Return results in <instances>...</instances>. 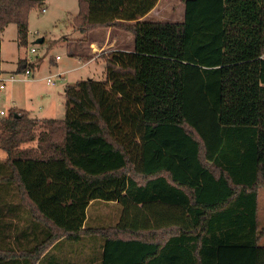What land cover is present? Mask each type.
Masks as SVG:
<instances>
[{
    "label": "trees",
    "instance_id": "obj_1",
    "mask_svg": "<svg viewBox=\"0 0 264 264\" xmlns=\"http://www.w3.org/2000/svg\"><path fill=\"white\" fill-rule=\"evenodd\" d=\"M44 1L0 0V34L15 23L26 42ZM158 1L80 0L78 31L131 32L135 49L67 85L63 119L0 117V264H44L60 238L62 264H264V0H182V22L141 20ZM42 170L65 202L55 217L31 190ZM101 201L118 209L108 226Z\"/></svg>",
    "mask_w": 264,
    "mask_h": 264
},
{
    "label": "rangeland",
    "instance_id": "obj_2",
    "mask_svg": "<svg viewBox=\"0 0 264 264\" xmlns=\"http://www.w3.org/2000/svg\"><path fill=\"white\" fill-rule=\"evenodd\" d=\"M79 10L80 0H46L35 6L29 14L26 42L19 40L15 23L9 24L1 32L2 72L10 77L17 73L20 59H25L32 63L33 73L27 81H10L8 87L0 91V110H7L8 113L15 106L19 109L28 108L33 116L63 119L66 114V83L74 84L77 79L91 76L98 80L105 78L106 63L101 60L78 68L81 62L78 60L80 54L76 52L77 39L86 35L75 27V17ZM184 13L182 0H161L152 17L156 20L182 22ZM40 38L44 41L38 42ZM32 47L37 51L31 52ZM59 71L65 72L60 74ZM49 76L55 81L54 84L48 82ZM4 157L6 152L0 148V158ZM260 201L261 222L264 223L263 187H260ZM91 211L93 217L106 216L105 220L100 219L99 226H108L111 224L108 223L111 222L109 219L115 220L118 216V209L113 203H93Z\"/></svg>",
    "mask_w": 264,
    "mask_h": 264
},
{
    "label": "crops",
    "instance_id": "obj_3",
    "mask_svg": "<svg viewBox=\"0 0 264 264\" xmlns=\"http://www.w3.org/2000/svg\"><path fill=\"white\" fill-rule=\"evenodd\" d=\"M46 1V0H45ZM44 1V2H45ZM161 0L158 1L157 5L146 15L142 16L140 19L141 20H147V21H164V20H156L153 19L152 14L154 11L157 9L159 3ZM185 16V13H184ZM184 21V19H183ZM86 34L85 36L79 37L77 39V45H78V52L80 55L78 57V60L81 62L78 68L80 67H87L89 66L92 62H99L100 60L103 61V63H106L104 54L111 50H128L132 51L135 49V36L131 32H127L121 29L117 28H97L94 29ZM44 41V40H43ZM22 58V57H21ZM1 68V67H0ZM2 71V70H1ZM16 71V70H15ZM17 72V71H16ZM65 71H59L58 73L63 74ZM90 76V75H88ZM82 78V77H81ZM91 78H93L91 76ZM79 80V79H77ZM27 81V80H26ZM70 83H66V86ZM66 88V87H65ZM64 88V89H65ZM4 91V90H2ZM15 102V101H14ZM15 107V106H14ZM21 109H26L29 111L30 115L35 118H41L39 116H33L31 114V111L28 108H21ZM3 110V109H2ZM7 113V110H5ZM43 118V117H42ZM43 170L42 173L35 175L37 177V183L35 184V188L31 187V190L33 192H36L35 197L37 201H39L44 210L48 212L50 215L53 217L56 216V214H61L62 208L65 204L61 194L59 193L58 196L56 194V181L51 177L50 174L47 172H44ZM36 179V178H35ZM35 179H32L33 184L35 182ZM260 193H259V212H258V220L260 223V228L264 230V223L261 222V206H260ZM106 213V212H104ZM117 219H109L111 222H115ZM102 219H106V216H102ZM108 222V223H111ZM33 237L32 236H26L24 237L23 241L24 243L32 244L33 243ZM61 238L57 241H55L50 249L52 250L53 253V258L46 259L44 261V264H62L64 259H68L69 261H73V253L69 252L72 249L71 245L66 246V250H69L68 252H63V247L60 246L61 244L57 246L56 244L58 242H61ZM260 244L264 246V235L262 236V240L260 241ZM49 251H47L43 256H45ZM74 260H78L77 257H74ZM50 262V263H49ZM72 263V262H70Z\"/></svg>",
    "mask_w": 264,
    "mask_h": 264
},
{
    "label": "built area",
    "instance_id": "obj_4",
    "mask_svg": "<svg viewBox=\"0 0 264 264\" xmlns=\"http://www.w3.org/2000/svg\"><path fill=\"white\" fill-rule=\"evenodd\" d=\"M43 10H46L45 8ZM36 48L32 47L31 52H36ZM27 67L24 71L22 72H17L15 74H11L10 77H7L2 71L0 72V91L6 89L8 87V83L10 81H15V80H27L33 73V68H32V63L31 62H26ZM48 82L54 84L55 81L51 76L47 78ZM0 114L4 115L6 114L5 110H0Z\"/></svg>",
    "mask_w": 264,
    "mask_h": 264
},
{
    "label": "water",
    "instance_id": "obj_5",
    "mask_svg": "<svg viewBox=\"0 0 264 264\" xmlns=\"http://www.w3.org/2000/svg\"><path fill=\"white\" fill-rule=\"evenodd\" d=\"M43 40H44L43 38H40V39L38 40V42H43Z\"/></svg>",
    "mask_w": 264,
    "mask_h": 264
}]
</instances>
